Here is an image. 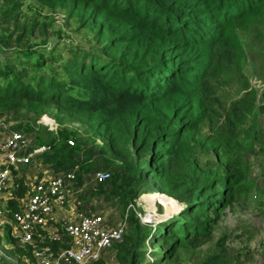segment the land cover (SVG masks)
<instances>
[{
  "label": "trees",
  "instance_id": "obj_1",
  "mask_svg": "<svg viewBox=\"0 0 264 264\" xmlns=\"http://www.w3.org/2000/svg\"><path fill=\"white\" fill-rule=\"evenodd\" d=\"M19 1L0 0L6 6L0 11L3 110L51 106L60 119L100 139L101 158L117 168L99 186L109 201L126 208L142 193H159L165 204L176 200L182 207L149 226L128 214L111 263L181 264V245L213 241V251L193 264H224L228 236L214 238L212 228L243 188L238 139L249 123L246 136L258 141L261 134L264 149V122L260 128L255 123V111L264 114V92L258 101L248 89L226 104L210 95L209 77L239 59L241 42L234 44L232 30L262 23L264 0H37L43 8L64 10L79 30L92 34V46H67L62 54L56 46H24L34 27H21ZM230 67L240 74L237 63ZM20 126L25 129L23 122L13 127ZM205 126L206 140H197ZM67 137L65 131L38 138L35 145L49 147L39 158L55 174L77 169L75 183L82 185L99 163L78 142L68 146ZM196 149L206 155H195ZM232 152L237 159L225 158ZM28 190L16 180L7 209L15 211ZM5 238L11 241L8 231ZM30 251L15 246L8 253L32 263Z\"/></svg>",
  "mask_w": 264,
  "mask_h": 264
},
{
  "label": "rangeland",
  "instance_id": "obj_2",
  "mask_svg": "<svg viewBox=\"0 0 264 264\" xmlns=\"http://www.w3.org/2000/svg\"><path fill=\"white\" fill-rule=\"evenodd\" d=\"M19 2L18 19L21 27L26 26V24L34 27V34L29 44L24 46L33 47V49L44 44L48 47L56 46V53L62 54L67 46L85 47L93 45L91 42L92 34L86 28L79 30L78 22L74 19L68 20L64 10L52 11L43 8L37 0H20ZM4 8L6 6H2L0 3V11H3ZM12 29L13 26L10 24L9 30ZM232 33L231 38L234 44L236 40L241 42L239 43L241 55L230 65L237 63L240 66V74L230 65H223L217 73L209 77L213 89V93L210 92V95L218 96L222 102L227 104L251 89L256 92L259 101L261 93L264 92V21L236 26ZM255 114V123L260 128L264 122V114H259L258 111H255ZM43 117L53 122V130H49L41 121ZM20 122L25 123L24 130L21 126L19 128L13 127ZM250 124L245 126L238 139V142H242L244 145L238 154L244 169V180L241 181L243 188L237 192V200L219 215L220 219L212 228L214 238L220 233L228 236L226 243L228 256L224 264H264V149L260 143L261 134L258 141H254L251 136H246V130ZM28 128L33 131H28ZM16 130L30 137L33 144L37 143L38 138L47 141L67 131L66 143L68 146H75L78 142L90 152L92 161H98L99 164L88 174H85L86 177L83 176L82 185L74 183L71 198L64 206L67 212L74 208L75 217L81 211L88 209L89 213L101 214L106 224L114 226L125 218L127 223L128 214L133 213L142 222L144 218L149 219L150 224L143 222L149 226L168 220L182 208L176 200H169L168 204H165L164 197L160 196L159 193H142L126 208L113 200L106 199V195L99 189L100 183H96L94 180V174L107 172L110 175L114 171L117 172V168L107 164V160L101 158L98 150L103 147L102 141L86 129L80 128L78 124L60 119L51 106L32 109L22 105L9 111L3 110V106L0 105V140L3 136ZM206 137L207 126L202 130L200 127L196 131V139L204 141ZM194 154L199 156L202 152L196 149ZM204 155L206 154H202L201 157ZM225 158L234 160L238 157L237 153L232 152ZM33 165L34 162L21 169V172L24 173L27 169H32ZM76 171L77 169L74 170V172ZM106 188L107 186H104V190ZM0 203L2 208L7 209L3 201ZM63 222L69 223L67 219ZM47 228L44 230L46 234H48ZM0 243L2 246L4 245L2 241ZM180 251L181 264H193L213 251V241L196 244L191 248L181 245ZM114 253L103 260L112 264ZM167 264L175 263L169 262Z\"/></svg>",
  "mask_w": 264,
  "mask_h": 264
},
{
  "label": "built area",
  "instance_id": "obj_3",
  "mask_svg": "<svg viewBox=\"0 0 264 264\" xmlns=\"http://www.w3.org/2000/svg\"><path fill=\"white\" fill-rule=\"evenodd\" d=\"M41 121L49 130L54 129L51 120L43 117ZM48 149V146L32 145L28 136L19 131L3 136L0 140V196L10 180L12 169L31 165ZM109 177L107 172L94 174L96 183H103ZM74 183V171L53 173L33 182L28 193L18 200L15 211L2 208L0 203V227H13L18 233L16 246L24 250L30 247L33 258L32 263H18L8 253L15 249V245L6 246L4 243L2 246L0 243V264H94L114 253L115 245L122 241L127 229L126 218L110 226L101 214L81 211L67 224L63 221L54 223V208H64L71 198ZM143 222L151 223L147 218ZM47 227H53L55 232L48 233ZM46 228L48 234L44 232ZM53 242L61 245L56 251L49 245Z\"/></svg>",
  "mask_w": 264,
  "mask_h": 264
},
{
  "label": "crops",
  "instance_id": "obj_4",
  "mask_svg": "<svg viewBox=\"0 0 264 264\" xmlns=\"http://www.w3.org/2000/svg\"><path fill=\"white\" fill-rule=\"evenodd\" d=\"M30 140L31 144H33L32 140L30 137H28ZM34 165L32 169H27V171L24 173L21 172V169L25 167H20L18 169H12L11 175H10V180L8 181L6 188L4 189L3 193L0 196V201H3V204L8 207V201L12 199L11 196V191L13 190L14 187V182L18 179L23 180V182L30 187L33 182H35L38 179H42L43 176L44 178L47 176H50L51 174L54 173L53 168L51 166L45 165L42 163L41 159L39 157H36V159L33 161ZM27 167V166H26ZM86 177V175H84ZM18 202V200H17ZM84 209H87L84 207ZM88 210V209H87ZM85 210V211H87ZM68 221H72L75 219V210L74 208H71L69 212L65 210V208L55 206L54 208V223H60L64 221L65 219ZM9 233V237L11 238V241L6 240L5 235L6 233ZM48 233H53L55 232V229L53 227H48ZM0 238L3 243H5L6 246L14 244L16 246L17 243V238H18V233L16 230L11 227L10 225H4L0 227ZM13 242V243H12ZM26 250V249H25ZM29 262V259L25 256H22V262Z\"/></svg>",
  "mask_w": 264,
  "mask_h": 264
},
{
  "label": "water",
  "instance_id": "obj_5",
  "mask_svg": "<svg viewBox=\"0 0 264 264\" xmlns=\"http://www.w3.org/2000/svg\"><path fill=\"white\" fill-rule=\"evenodd\" d=\"M168 198H169V197H168ZM180 207H181V206H180ZM180 207H179V208H180Z\"/></svg>",
  "mask_w": 264,
  "mask_h": 264
}]
</instances>
